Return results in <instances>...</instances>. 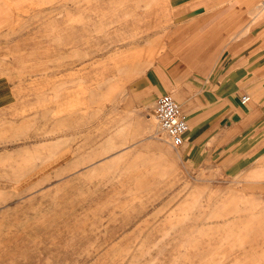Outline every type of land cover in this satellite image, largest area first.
<instances>
[{"label":"rangeland","instance_id":"1","mask_svg":"<svg viewBox=\"0 0 264 264\" xmlns=\"http://www.w3.org/2000/svg\"><path fill=\"white\" fill-rule=\"evenodd\" d=\"M190 24L262 64L264 0H0V264H264L263 162L223 174L120 109Z\"/></svg>","mask_w":264,"mask_h":264},{"label":"crops","instance_id":"2","mask_svg":"<svg viewBox=\"0 0 264 264\" xmlns=\"http://www.w3.org/2000/svg\"><path fill=\"white\" fill-rule=\"evenodd\" d=\"M191 25L189 35L184 37L189 39L186 62L182 66L178 62L165 66L164 60V78L152 69L128 95L125 87L117 89V98L127 95L120 109L141 118L140 130L149 131L154 127L152 105L160 96L171 94L189 126L180 148L199 158L200 164L202 160L211 161L223 174L232 176L259 161L264 165V60L262 64L256 62L250 52L254 34L248 33L245 42L231 43L225 50L222 44L219 53L229 57L218 62V53L211 54L206 45H200V36L192 32ZM244 46L247 50L241 51ZM224 59L231 61L227 64ZM136 63H120V70L132 69ZM245 95L250 101L242 104ZM183 150L178 152V160L182 159Z\"/></svg>","mask_w":264,"mask_h":264},{"label":"built area","instance_id":"3","mask_svg":"<svg viewBox=\"0 0 264 264\" xmlns=\"http://www.w3.org/2000/svg\"><path fill=\"white\" fill-rule=\"evenodd\" d=\"M250 101V97H242V104ZM155 116L161 133L168 138L170 145L177 149L184 143V136L189 130L186 116L182 113L177 101L171 95H164L157 101Z\"/></svg>","mask_w":264,"mask_h":264},{"label":"bare ground","instance_id":"4","mask_svg":"<svg viewBox=\"0 0 264 264\" xmlns=\"http://www.w3.org/2000/svg\"><path fill=\"white\" fill-rule=\"evenodd\" d=\"M164 95H171V94H164ZM164 95H162V96H164ZM162 96H160L159 98H161ZM171 96H172V95H171ZM172 97H173V96H172ZM159 98H158V100H159ZM158 100H157V101H158ZM157 101H156V104H157ZM177 103H178V102H177ZM178 104H179V103H178ZM179 106H180V105H179ZM155 108H156V106H155ZM154 114H155V110H154ZM155 118H156V116H155ZM156 120H157V118H156ZM157 123H158V121H157ZM158 126H159V123H158ZM159 128H160V127H159ZM185 135H186V134H185ZM184 137H185V136H184ZM166 138H167V137H166ZM168 142H169V141H168ZM169 144H170V143H169ZM183 144H184V143H183ZM183 144H182V145H183ZM171 147H172V146H171ZM180 147H181V146H180ZM180 147H179V148H180ZM172 148H173V147H172ZM173 149H175V148H173ZM177 149H178V148H177Z\"/></svg>","mask_w":264,"mask_h":264}]
</instances>
